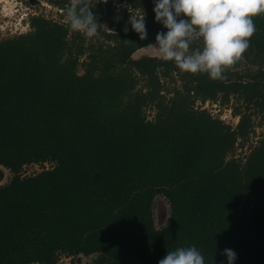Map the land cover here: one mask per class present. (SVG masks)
Here are the masks:
<instances>
[{
	"label": "trees",
	"instance_id": "obj_1",
	"mask_svg": "<svg viewBox=\"0 0 264 264\" xmlns=\"http://www.w3.org/2000/svg\"><path fill=\"white\" fill-rule=\"evenodd\" d=\"M49 1L60 19L32 15L29 31L0 39V165L12 174L0 185V264H158L190 245L206 264H227L225 248L234 264H264V135L236 155L254 117L264 123V13L248 50L213 80L133 56L167 32L153 0H92L102 24L91 38L64 18L70 0ZM144 12L141 41L123 29ZM232 96L236 125L197 105Z\"/></svg>",
	"mask_w": 264,
	"mask_h": 264
},
{
	"label": "clouds",
	"instance_id": "obj_2",
	"mask_svg": "<svg viewBox=\"0 0 264 264\" xmlns=\"http://www.w3.org/2000/svg\"><path fill=\"white\" fill-rule=\"evenodd\" d=\"M108 0H104L107 3ZM155 20L167 32L156 35L162 59L174 61L177 67L189 73H207L210 79H224L225 70L241 59L250 47L251 37L257 31L253 17L264 13V0H153ZM98 3V2H97ZM96 7V5H95ZM145 12L131 14L124 32L131 29L146 40ZM71 30L86 37H94L101 22L94 12L92 0H71L66 12ZM105 25V24H104ZM106 26V25H105ZM202 38L203 47L190 50L194 41ZM221 255L227 264H234L237 253L225 248ZM158 264H206L202 252L195 246L178 247L168 251Z\"/></svg>",
	"mask_w": 264,
	"mask_h": 264
},
{
	"label": "rangeland",
	"instance_id": "obj_3",
	"mask_svg": "<svg viewBox=\"0 0 264 264\" xmlns=\"http://www.w3.org/2000/svg\"><path fill=\"white\" fill-rule=\"evenodd\" d=\"M71 1V0H70ZM114 4L117 8L120 7L121 3L118 2V0H114ZM29 8L28 12H34L37 14H43L45 16H48L50 18L54 19H60L61 14L63 13V9H60L58 6L54 5L53 2L49 0H0V39L5 36L1 35H8L9 33L15 32H27L31 29L30 26V18L31 15L29 14L26 16V19L24 23L28 24H18L19 20V14L24 12ZM19 10V11H18ZM36 15V14H34ZM66 18V17H64ZM20 22V21H19ZM23 23V22H22ZM18 24V25H17ZM18 27H15V26ZM9 26L12 32L9 31ZM142 55H153V56H159L162 57L161 54L158 52V49L151 46L143 47L139 50H137L134 53V57H140ZM241 69L246 70V67L241 66ZM170 86H173L170 84ZM197 105L201 106L202 108H206L209 110L213 115L220 117L227 123H230L232 125H236L238 123L239 117L233 115V108L238 105H242V102H240L236 96H232L230 101L226 104H223L221 101H211L207 100L204 103H201L200 101L197 102ZM154 109L149 108L147 109V114L149 118H152L154 115ZM259 119L254 117V125L255 130L252 132L250 139L244 143L243 146L239 145L236 150L237 156H245L250 151V146L256 141L261 138L262 135H264V123L261 125L258 124ZM49 168L51 167L50 163H46L44 165L40 164H30L25 167V174H33L35 172H38L42 170L43 168ZM0 168L4 171V177L0 181V185L8 182V180L11 177V172L4 166L0 165ZM158 202V207L155 210L156 214V223L161 226L162 224L166 223L168 220V203L166 199L162 196L157 197L156 199ZM90 260V258H89ZM59 264H71V258L69 257H63Z\"/></svg>",
	"mask_w": 264,
	"mask_h": 264
},
{
	"label": "built area",
	"instance_id": "obj_4",
	"mask_svg": "<svg viewBox=\"0 0 264 264\" xmlns=\"http://www.w3.org/2000/svg\"><path fill=\"white\" fill-rule=\"evenodd\" d=\"M19 11V10H18ZM29 11V8L27 9V10H25L24 12H22V13H20L19 14V20H18V24H28V22L27 23H24V21H25V19H26V16H28L29 14L32 16V15H34V14H37V13H35V10H34V12L32 13V12H28ZM20 21V22H19ZM23 22V23H22ZM17 24V25H18ZM15 26V27H18V26ZM9 31L10 32H12V30L10 29V26H9ZM20 33H22V32H20ZM13 34H16L15 32H12V33H9L8 35H13ZM18 34V33H17ZM1 36H7V35H1Z\"/></svg>",
	"mask_w": 264,
	"mask_h": 264
},
{
	"label": "water",
	"instance_id": "obj_5",
	"mask_svg": "<svg viewBox=\"0 0 264 264\" xmlns=\"http://www.w3.org/2000/svg\"><path fill=\"white\" fill-rule=\"evenodd\" d=\"M4 171L0 168V181L3 179V177L5 176Z\"/></svg>",
	"mask_w": 264,
	"mask_h": 264
}]
</instances>
